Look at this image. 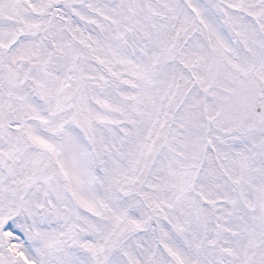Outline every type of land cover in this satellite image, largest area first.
<instances>
[{
    "label": "snow or ice",
    "instance_id": "obj_1",
    "mask_svg": "<svg viewBox=\"0 0 264 264\" xmlns=\"http://www.w3.org/2000/svg\"><path fill=\"white\" fill-rule=\"evenodd\" d=\"M0 264H264V0H0Z\"/></svg>",
    "mask_w": 264,
    "mask_h": 264
}]
</instances>
